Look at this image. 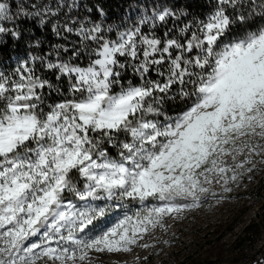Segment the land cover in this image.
Masks as SVG:
<instances>
[{"label":"snow or ice","instance_id":"obj_1","mask_svg":"<svg viewBox=\"0 0 264 264\" xmlns=\"http://www.w3.org/2000/svg\"><path fill=\"white\" fill-rule=\"evenodd\" d=\"M106 2L0 0V264L160 256L264 174V0Z\"/></svg>","mask_w":264,"mask_h":264},{"label":"rangeland","instance_id":"obj_2","mask_svg":"<svg viewBox=\"0 0 264 264\" xmlns=\"http://www.w3.org/2000/svg\"><path fill=\"white\" fill-rule=\"evenodd\" d=\"M240 195H251L252 202L239 200L213 210L200 209L182 222L167 220L170 231L157 229L155 233L163 249L160 256L153 255V249H137L132 254L101 255L99 264H113L117 259L136 264L137 255L140 264H257L264 259V174ZM173 236L178 239L165 247L163 241Z\"/></svg>","mask_w":264,"mask_h":264},{"label":"trees","instance_id":"obj_3","mask_svg":"<svg viewBox=\"0 0 264 264\" xmlns=\"http://www.w3.org/2000/svg\"><path fill=\"white\" fill-rule=\"evenodd\" d=\"M120 3H121V0H107V2H106V7L108 8L110 16L113 19L119 17L123 12V8H119V11H117V8L119 7ZM37 34L39 35L40 33L38 32ZM45 37L48 41H51L53 43L56 42L55 38L52 36V34L50 32L45 33ZM9 44H11V41L9 42ZM24 53H25V48H24L23 44L21 43V45L18 48V54L20 56H23ZM0 55H3L8 66H10L12 63H14V61H8L7 60V57L9 55V49L8 48H4V49L0 50Z\"/></svg>","mask_w":264,"mask_h":264}]
</instances>
